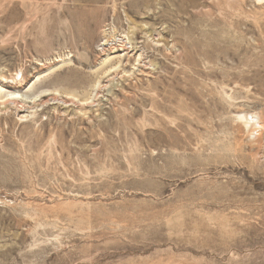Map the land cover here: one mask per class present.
Returning a JSON list of instances; mask_svg holds the SVG:
<instances>
[{"label": "rangeland", "instance_id": "374dc122", "mask_svg": "<svg viewBox=\"0 0 264 264\" xmlns=\"http://www.w3.org/2000/svg\"><path fill=\"white\" fill-rule=\"evenodd\" d=\"M0 264H264V0H0Z\"/></svg>", "mask_w": 264, "mask_h": 264}, {"label": "bare ground", "instance_id": "6f19581e", "mask_svg": "<svg viewBox=\"0 0 264 264\" xmlns=\"http://www.w3.org/2000/svg\"><path fill=\"white\" fill-rule=\"evenodd\" d=\"M181 2V1H180ZM128 41V40H127ZM153 42V41H152ZM123 43V42H122ZM105 49V48H104ZM124 52V51H123ZM112 56V55H111ZM121 57V56H120ZM140 57V56H139ZM107 58V57H106ZM105 58V59H106ZM141 58V57H140ZM137 61V60H136ZM110 63V62H109ZM121 64V63H120ZM115 69V68H114ZM117 69V68H116ZM137 70V69H136ZM119 76V75H118ZM134 77H135V75H134ZM146 77V76H145ZM156 102V101H155ZM174 105V104H173ZM183 106V105H182ZM182 113V112H181ZM173 119V118H172ZM170 156V155H169Z\"/></svg>", "mask_w": 264, "mask_h": 264}]
</instances>
